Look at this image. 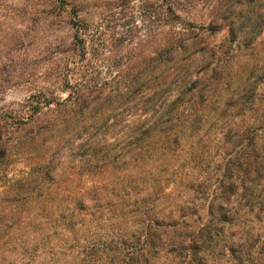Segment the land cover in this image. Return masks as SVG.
Returning <instances> with one entry per match:
<instances>
[{
    "label": "rangeland",
    "instance_id": "obj_1",
    "mask_svg": "<svg viewBox=\"0 0 264 264\" xmlns=\"http://www.w3.org/2000/svg\"><path fill=\"white\" fill-rule=\"evenodd\" d=\"M168 5L0 0V264H76L78 246L135 232L141 203L146 210L171 206L174 198L154 199L152 180L175 174L200 150L183 142L176 163L162 171L159 145L141 143L133 129L161 89L167 97L157 106L165 98L177 113L190 106L180 98L194 93L198 100L201 76L211 75L228 38L227 27L209 26L230 11L244 14L246 2L177 0L172 13ZM252 59L251 49L235 52L237 72L227 81L234 85ZM206 119L214 155L228 118L216 112ZM49 211L73 225H52Z\"/></svg>",
    "mask_w": 264,
    "mask_h": 264
},
{
    "label": "trees",
    "instance_id": "obj_2",
    "mask_svg": "<svg viewBox=\"0 0 264 264\" xmlns=\"http://www.w3.org/2000/svg\"><path fill=\"white\" fill-rule=\"evenodd\" d=\"M160 1L168 2L172 13L177 0ZM261 1L245 0L246 5L241 9L245 10L244 14L240 11L235 15L230 11L212 20L210 29L220 30L225 26L228 38L215 66L208 71L211 75L201 76L196 89L198 100H193L194 93L189 100L178 99L182 105L190 106L177 113L172 108L173 102L165 105V98L157 106L162 97H167L166 90L161 89L151 98V114L133 129V135H137L141 143L159 145L156 151L163 155V165L158 166H165L162 171L176 163L183 142L195 143L193 152L196 148L200 150L197 159L190 152L188 160L177 164L175 174L152 180L154 199L158 202L174 198L171 206L156 211L146 210L147 204L141 203L135 232L112 233L105 240L78 246L77 254L81 258L76 264H264V36L260 38L264 26ZM243 49H251L253 59L242 64L239 71L244 74L233 85L225 75L237 72L230 61L235 52ZM212 63L210 60L205 69ZM172 73L167 78L173 76ZM158 77L153 76V79ZM184 91L180 97L186 93ZM216 112L227 116L228 123L215 135L220 137L216 141L220 143L219 151L210 155L212 147L203 125L209 123L206 119L209 113ZM179 167H186L185 172L176 174ZM170 184L172 191L166 193L164 190ZM83 202L81 198L79 209ZM15 212L13 208L11 215ZM45 216L54 217L53 212ZM56 216L51 220L52 225H61L63 230L74 223L65 213Z\"/></svg>",
    "mask_w": 264,
    "mask_h": 264
}]
</instances>
